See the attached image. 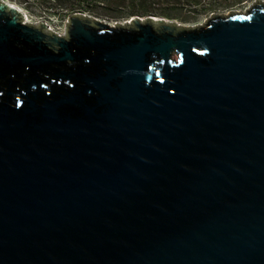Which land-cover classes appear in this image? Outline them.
<instances>
[{
    "label": "water",
    "instance_id": "1",
    "mask_svg": "<svg viewBox=\"0 0 264 264\" xmlns=\"http://www.w3.org/2000/svg\"><path fill=\"white\" fill-rule=\"evenodd\" d=\"M21 19L0 1V264H264V2Z\"/></svg>",
    "mask_w": 264,
    "mask_h": 264
},
{
    "label": "trees",
    "instance_id": "2",
    "mask_svg": "<svg viewBox=\"0 0 264 264\" xmlns=\"http://www.w3.org/2000/svg\"><path fill=\"white\" fill-rule=\"evenodd\" d=\"M14 3L23 4L27 9L34 8L43 16L65 18L74 13L104 20L107 25L112 22L129 20L132 17H156L174 20L179 15L195 12L200 6L207 12H215L217 0H12ZM223 2L226 0H222ZM236 0H228L229 7ZM241 2L237 0L236 3ZM184 10V11H183ZM113 24V23H112Z\"/></svg>",
    "mask_w": 264,
    "mask_h": 264
},
{
    "label": "rangeland",
    "instance_id": "3",
    "mask_svg": "<svg viewBox=\"0 0 264 264\" xmlns=\"http://www.w3.org/2000/svg\"><path fill=\"white\" fill-rule=\"evenodd\" d=\"M0 1L6 3L7 5L16 7L17 10L21 13L22 20H24L25 23H29V24H32L33 26H37L39 22H42L45 24L46 29L49 32L54 33L59 36L65 35L67 17L61 18V17L54 16V17L47 18L43 16L42 14H40L39 12L34 11L33 7L31 9H27L23 6V4L14 3L12 0H0ZM236 1L233 5L223 9L222 6H226L228 3V0L224 2L222 0H217L214 6V8L216 9H215V12L213 13L207 12L206 9H204L205 7L200 6L196 9L195 12H192V13L187 12V11H185L184 13L181 12L179 17L174 20H166V19L165 20L172 21L184 29H195V28L203 26L205 21L208 18L212 17V15L225 16L231 12L241 13V12L246 11L249 7H251L256 1L264 2V0H241V2H238V3H236ZM86 17H88L90 20L95 19V18H91L90 16H86ZM95 20H98V19H95ZM98 21H101L107 24L104 20H98ZM112 23L114 24L115 22H112ZM112 23L109 25L112 26L113 25ZM117 23L124 28L126 25H130L129 20L121 21Z\"/></svg>",
    "mask_w": 264,
    "mask_h": 264
},
{
    "label": "flooded vegetation",
    "instance_id": "4",
    "mask_svg": "<svg viewBox=\"0 0 264 264\" xmlns=\"http://www.w3.org/2000/svg\"><path fill=\"white\" fill-rule=\"evenodd\" d=\"M21 23H23V24H28V23H25V21L22 20V19H21ZM43 33H45V35H47V34L49 33V31L45 29V30H43ZM155 36H156V37H159L160 34L156 33Z\"/></svg>",
    "mask_w": 264,
    "mask_h": 264
},
{
    "label": "bare ground",
    "instance_id": "5",
    "mask_svg": "<svg viewBox=\"0 0 264 264\" xmlns=\"http://www.w3.org/2000/svg\"><path fill=\"white\" fill-rule=\"evenodd\" d=\"M47 30V29H46Z\"/></svg>",
    "mask_w": 264,
    "mask_h": 264
}]
</instances>
